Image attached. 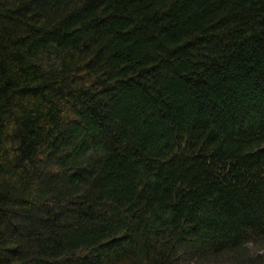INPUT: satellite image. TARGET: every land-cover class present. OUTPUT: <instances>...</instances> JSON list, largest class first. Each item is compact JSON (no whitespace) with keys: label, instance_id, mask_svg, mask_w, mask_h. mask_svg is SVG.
Here are the masks:
<instances>
[{"label":"trees","instance_id":"16d2710c","mask_svg":"<svg viewBox=\"0 0 264 264\" xmlns=\"http://www.w3.org/2000/svg\"><path fill=\"white\" fill-rule=\"evenodd\" d=\"M0 264H264V0H0Z\"/></svg>","mask_w":264,"mask_h":264},{"label":"rangeland","instance_id":"374dc122","mask_svg":"<svg viewBox=\"0 0 264 264\" xmlns=\"http://www.w3.org/2000/svg\"><path fill=\"white\" fill-rule=\"evenodd\" d=\"M249 247L253 249V245L250 244Z\"/></svg>","mask_w":264,"mask_h":264}]
</instances>
